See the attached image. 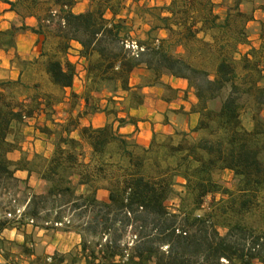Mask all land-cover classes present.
Returning <instances> with one entry per match:
<instances>
[{
    "label": "trees",
    "instance_id": "1",
    "mask_svg": "<svg viewBox=\"0 0 264 264\" xmlns=\"http://www.w3.org/2000/svg\"><path fill=\"white\" fill-rule=\"evenodd\" d=\"M0 1L21 19L0 30V49L15 48L16 36L25 31L43 36L42 72L57 90L24 84L23 66L37 59H20L14 51L19 75L0 79V233L31 223L79 236L74 251L38 256L32 264H264V220L259 225L249 219L256 207L264 209V40L235 58L238 45L248 43L247 23L254 18L252 9H242L243 0H168L154 6L86 0L81 12L72 9L78 0ZM256 9L264 13V0ZM27 18L35 23L28 25ZM136 18L143 22L141 36L131 39ZM72 42L79 45L86 84L80 95L70 91V107L82 98L84 108L59 123L54 106L76 75L75 64L65 57ZM136 69L144 75L132 85ZM163 76L182 78L193 90L198 120L190 133H180L178 140L154 135L144 146L112 122L80 126V118L97 111L124 124L129 118L118 116L113 97L121 92L135 108L143 102L142 88L161 84ZM103 91L108 95L102 106ZM248 109L251 128L241 120ZM37 113L44 116L41 133L50 134L56 125L65 134H56L48 157L10 159L8 153L20 147L21 127ZM74 130L79 139L70 137ZM17 170L37 174L43 189L32 192ZM218 170L232 172V190L214 179ZM99 189L107 191L105 200L97 197ZM19 193L25 197L17 219L13 203ZM207 196L211 200L204 208ZM3 241L0 237V255L6 259ZM22 251L30 248L23 243Z\"/></svg>",
    "mask_w": 264,
    "mask_h": 264
},
{
    "label": "crops",
    "instance_id": "2",
    "mask_svg": "<svg viewBox=\"0 0 264 264\" xmlns=\"http://www.w3.org/2000/svg\"><path fill=\"white\" fill-rule=\"evenodd\" d=\"M76 5H80V9H78L75 12H81L86 9L87 1L86 0L77 1V3L72 8L73 10ZM9 9H10L9 6L6 3L0 1V13L3 12L2 14H0V30H4L9 27L8 22L2 19L5 18L11 19L16 16L15 15L16 13H14ZM254 11L260 12V10L258 9ZM262 15L264 18V13H262ZM253 16H254L253 20H255L256 17L255 15ZM32 34L35 35L34 33ZM22 35L24 36L25 34ZM37 36H38L37 38L39 39L41 38L40 35ZM249 48L250 46H248L246 51ZM71 49L73 50V53L76 55L75 60H77V63L74 62L76 67V75L74 77L72 87L66 90V97L63 99L64 102H60L56 105L57 108L59 107H61L62 109L66 108L65 112L63 111L64 117L57 119V121L60 123H63L70 117H75L77 113L79 111H82L84 108V101L82 98L78 99V103H80V105H76L78 109L74 110V108L70 107V103H71L69 101L70 91H74L78 95H80L84 91L86 84L85 68H84L85 64H84V60L79 55V45L75 42H72L69 51ZM4 53H9V51L4 52L3 50L0 49V57H2ZM68 56L69 54L66 53L65 57L67 58ZM2 66L6 67L7 63H5V65L3 64ZM18 75L19 72H17L14 77H10V78L16 79ZM2 78L4 77L0 76V79ZM161 81L164 83V85L160 84L158 86H150V87L145 86L142 88V92L144 93L145 96L142 104L136 106L135 108H129L127 111H124L122 115L118 114L119 116L122 117L127 115V117L129 118V120L127 119L124 124L119 125L118 122L114 120V118L112 117L114 129H116L119 133L126 135L129 139L134 140L136 143H139L144 146H147L150 143L152 136L155 133L169 134L174 132L175 130L189 131L193 129V127L196 125L198 120V114L194 111L196 98L194 96L193 90L188 87L186 80L182 78H175L172 76H163ZM113 98L122 99V97H118V96H114ZM105 102L106 100H104V102L101 103V105L103 106ZM107 116L108 115H106V113L102 111H97L94 113L87 114L82 118H80L79 120L80 126L90 125L94 128L101 127L106 123ZM38 119L35 118V116L32 118H28L25 121V123L30 124V127L25 126V129L23 131L24 133H26V130H29L28 132H30V135L32 136L31 139L35 138L34 141L38 140L36 138H43L41 137L43 133H39L38 130L33 129L32 126ZM58 132L65 134L64 129L63 130L59 129ZM69 135L70 137L79 139L78 132L75 130L71 131ZM22 149L24 150L25 146H23ZM34 152H38V150L34 149ZM8 156L12 160H18L20 158L19 157L20 154L16 155L13 152L12 153L9 152ZM31 156L32 153H30L29 158ZM15 175L23 182H27L28 185H30L33 182L32 186H34L37 180L40 181L38 176H36L34 173L28 174L26 170H17ZM99 191L107 192L106 190L103 189L98 190V192ZM101 199L105 200V196H102ZM47 230L39 229L31 223L22 224L20 231L16 230L15 228L2 230V232L0 233V237L4 239L3 247L9 253V256L6 259H4V257L0 255V263L12 262L14 264H32V262L35 259H37L40 254L42 256H50L55 251H59L57 249H54V247L52 251H48L46 247V249L43 252L36 253L38 244L33 241L32 237L33 235L36 236L41 235L42 232ZM22 233H25L27 235L25 237L27 238H24V235ZM69 233L77 236L75 232H69ZM23 243L25 244V246L30 248L29 253H23L22 251ZM78 243H79V236L76 243L77 246ZM255 264H261V263L256 262Z\"/></svg>",
    "mask_w": 264,
    "mask_h": 264
},
{
    "label": "rangeland",
    "instance_id": "3",
    "mask_svg": "<svg viewBox=\"0 0 264 264\" xmlns=\"http://www.w3.org/2000/svg\"><path fill=\"white\" fill-rule=\"evenodd\" d=\"M78 1H80V0H78ZM231 1L232 0H224V3L227 4ZM262 1L263 0H243V2H242V5H241L242 9L245 11H250L252 9L253 15H255L256 18H255V20H253V21L251 20L247 23L248 43L238 45L237 54H235L236 59H239V57H241V55L243 53L245 54L247 52L246 49L248 48V46L258 47L260 42L264 40V25H263V28H261V24H262L261 22H263L262 20L264 19L262 12L261 11L260 12L254 11V10H256L258 4L261 3ZM167 2H168V0H140V3H145V4L150 5V6L162 5V4L167 3ZM78 9H80V5H76L73 11H77ZM221 10H222V8H219V7L215 8L216 12L220 13ZM2 13H0V14H2ZM15 15L16 16L11 18V19L5 18L2 20H6L8 22V26H10L13 23H15L16 25H19L21 22V19L17 16V14H15ZM130 15H133V13L130 12ZM260 19H262V20H260ZM129 22L130 21L128 20V23ZM26 23L28 25H31V24H34L35 22L32 18H27ZM141 26H143V22L139 18H136L134 23H133V28H132V32H131V39H134V37H136V36L137 37L141 36V33H140V27ZM22 34H25V35L23 36ZM158 34L162 37L166 36L165 31H159ZM16 37L17 38L15 40V48L10 49L9 53H4V55L2 57H0V69H1L0 70V76L4 77L2 79H11L10 77H14L16 75V73L18 72V68L16 66L17 64H15V60H14V63H12V55H13L14 51L16 50L15 52H17L20 59H27V60L37 59L36 62L33 63L32 65L28 64V65L23 66L24 71H23V74L21 76L23 83L24 84L28 83L30 85L33 83H38L41 90L51 92L53 94H57V90L54 89L49 84L45 75L42 72L40 52L42 51V48L44 46L43 45V36H40L41 37L40 39H42V40H40L39 38H37L38 36L36 34L33 35L32 32L25 31V32L19 33ZM206 38L209 39L210 36L207 35ZM131 42L127 41L126 45L127 44L129 45ZM52 46L53 45L50 43L47 44L48 49L52 48ZM173 50L176 53L180 54V46H174ZM66 53L69 54V56L67 58L70 59L71 62L77 63V60H75L76 55L73 53L72 49L70 51L68 50ZM5 63H7V66L6 67L2 66L3 64L5 65ZM142 75H144V72L141 69L134 70L132 72V74L130 75V83L132 85H137L138 83H141L142 79H143ZM158 85H160V84H156L153 86H158ZM161 85H164V83L162 81H161ZM106 95H108L107 91H103L101 93V95H100V102L102 101L101 103L104 102ZM122 95H124V94H122L121 92L119 94H116V96L122 97V99L114 98L115 103H114V105H112L118 111L119 115H122L124 111H127L130 108V107H128L127 100H125L124 96H122ZM144 97H143V100H144ZM61 102H64V100H62ZM56 105L54 106L55 110L53 113V118L56 119V121H57L58 118L64 117V112H65L66 108L65 109H62L61 107L57 108ZM76 105H80V103H78V101H77ZM76 105L74 107V110L78 109V107H76ZM261 114L264 116V110L262 111ZM38 117H39V119H38ZM112 117H113L112 115H108L106 117V123L107 122L113 123ZM251 117H252V114H251L249 109L244 111L241 114L242 123L246 128H251V126H252V118ZM35 118H37L38 120H36L34 125H32L33 129H36V130H38L39 133H41L40 129H38V127H40V125L43 122H45L44 116L42 113H37L35 115ZM48 124L51 125L50 123H48ZM25 126L30 127V124L24 123L23 126L21 127L22 129H21V138L19 141V145H20L19 149L12 150L10 152L11 153L13 152L16 155L20 154L19 157L25 156V157L29 158L30 153H32V156L35 153H39V154L44 155L45 157H48L53 151V147H54L53 142L56 138V134H58V130L60 127L56 126V125H51L52 132H50V134H42L41 137H43V138H36L38 140L34 141L35 138L31 139L32 136L30 135V132H28L29 130H26V133L23 132L25 129ZM187 132L190 133L191 130H189V131L175 130L174 132L169 133V134L168 133H155V134H153L152 138L154 137V135L158 139H162L163 137L170 136L174 140H178L180 137V133H187ZM130 140L135 142L132 139H130ZM23 146H25L24 150L22 149ZM34 149H37L38 152H34ZM32 150H33V152H32ZM84 152L86 155L84 158H86V160H87L88 152H89L87 147H84ZM35 175L37 176V174H35ZM214 179L219 184H221L222 186H224L228 189L232 190L234 188L235 179L233 177L232 172H230L229 170H218V171H216L214 173ZM32 184H33V182L30 185H28V183L26 182L27 187H29L30 190L32 192H35V193L40 192L45 185V183L41 179H40V181L37 180L35 182L34 186H32ZM23 186H24V184L21 183L20 188L22 189ZM82 191H83V188L78 189V192H82ZM24 195H25V193L24 194L19 193L15 196V198H14L15 203H13V204H17L16 209H19V210L22 209V207H23L22 205L24 203V197H25ZM102 196H105V199H106L107 192L99 191L97 194V197L99 199H101ZM214 198H215V201H218L221 198V196L219 194H216ZM224 198H225V196H224ZM210 200H211V196H207L204 198V201H203V207L204 208H206L208 206V203L210 202ZM172 203L177 204V199L173 200ZM6 217L12 218V215L11 216L6 215ZM15 217L18 219L19 215L16 214ZM249 219H250V221H252V223L255 222L256 224L260 225L262 220H264V209H258L256 207L252 211V213L249 215ZM69 232H71V231H65V230H62L61 228L55 229V230L50 228L47 231L42 232L41 235H37V236L33 235V237H32L33 241L38 244L37 252H36V250H35V252L41 253L46 249V247H47L48 251H52L53 247H54V249L59 250L58 252H64L65 253V252L74 251L77 247L76 243H77L78 235L76 236V235L70 234ZM39 256H42V255L40 254ZM255 263L256 262H254L253 264H255Z\"/></svg>",
    "mask_w": 264,
    "mask_h": 264
},
{
    "label": "built area",
    "instance_id": "4",
    "mask_svg": "<svg viewBox=\"0 0 264 264\" xmlns=\"http://www.w3.org/2000/svg\"><path fill=\"white\" fill-rule=\"evenodd\" d=\"M126 46H127V47H131L133 50L137 49V46H136V44H135L134 41H132L129 45L127 44ZM20 212H21V210L16 209V214L19 215ZM6 215H7V216H11L10 213H7Z\"/></svg>",
    "mask_w": 264,
    "mask_h": 264
}]
</instances>
